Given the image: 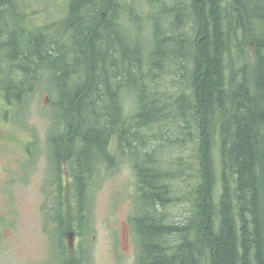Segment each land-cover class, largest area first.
Listing matches in <instances>:
<instances>
[{
	"label": "trees",
	"instance_id": "trees-1",
	"mask_svg": "<svg viewBox=\"0 0 264 264\" xmlns=\"http://www.w3.org/2000/svg\"><path fill=\"white\" fill-rule=\"evenodd\" d=\"M170 1L63 0L64 16L41 25L27 0H0V96L18 113L41 75L57 90L50 156L58 172L65 159L71 168L81 236L91 225L90 183L121 154L138 180L137 264H264V0ZM157 4L166 10L150 24ZM172 73L186 90L160 88ZM167 120L198 134L200 186L182 224L158 211L177 197L152 144L162 135L148 132ZM62 189L55 207L65 211Z\"/></svg>",
	"mask_w": 264,
	"mask_h": 264
},
{
	"label": "rangeland",
	"instance_id": "rangeland-1",
	"mask_svg": "<svg viewBox=\"0 0 264 264\" xmlns=\"http://www.w3.org/2000/svg\"><path fill=\"white\" fill-rule=\"evenodd\" d=\"M166 1L171 6L172 2ZM227 1L233 7L232 1ZM150 8L145 11L152 24L153 15L166 8L163 4ZM25 10L34 14V22L41 25L59 20L65 13L63 0H27ZM167 16L172 21L175 15ZM248 50L253 58L252 46ZM162 82L160 88L168 93L177 94L187 88L181 74L172 73ZM0 95L4 97L1 86ZM1 96L0 128L4 136L0 135V264H67L69 258L80 254L87 257V264H137L140 235L135 232L131 217L137 205L138 180L130 157L115 154L111 166L104 163L92 179L91 225L90 229H83L85 235L81 236L73 227V220H79L75 216L71 168L65 159L58 172V159L50 156L49 135L51 140L59 135L58 108L52 106L57 90L47 74L41 75L33 95L26 100L27 107L18 113ZM130 102L128 98L127 103ZM148 133L162 135L152 144L160 148L158 166L173 176L167 184L177 197L158 211L168 223L182 224L195 209L200 186L197 130L167 120ZM63 183L65 211L55 207L56 191ZM61 221L65 223L63 227ZM61 245L68 260L62 258Z\"/></svg>",
	"mask_w": 264,
	"mask_h": 264
},
{
	"label": "flooded vegetation",
	"instance_id": "flooded-vegetation-1",
	"mask_svg": "<svg viewBox=\"0 0 264 264\" xmlns=\"http://www.w3.org/2000/svg\"><path fill=\"white\" fill-rule=\"evenodd\" d=\"M0 135L4 136V132H3V130L1 128H0ZM74 204H76V199L74 201ZM75 207H76V205H75Z\"/></svg>",
	"mask_w": 264,
	"mask_h": 264
}]
</instances>
